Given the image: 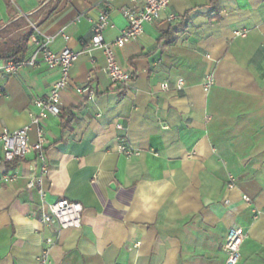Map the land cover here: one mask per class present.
Segmentation results:
<instances>
[{
  "label": "crops",
  "instance_id": "crops-1",
  "mask_svg": "<svg viewBox=\"0 0 264 264\" xmlns=\"http://www.w3.org/2000/svg\"><path fill=\"white\" fill-rule=\"evenodd\" d=\"M133 5L0 0V46L30 28L26 18L9 28L22 14L38 25L53 10L38 25L41 34L54 37L53 51L79 53L71 78L82 86L92 77L97 91L85 101L68 88L62 115L43 121L45 174L34 153L6 161L0 143V264H41L47 247L48 264H226L235 227L246 233L238 264H264V0H171L143 36L116 50L134 78L113 88L104 50L88 48L93 23L108 12L104 38L113 42L128 26L123 9ZM170 14L182 21L171 23ZM32 49L28 41L22 59ZM59 78L58 69L40 65L0 80L7 93L0 133L30 125L34 100ZM37 140L32 126L30 143ZM121 145L139 154L122 153ZM40 176L44 199L38 186L28 188ZM61 199L83 204L81 228L42 222L44 204Z\"/></svg>",
  "mask_w": 264,
  "mask_h": 264
},
{
  "label": "built area",
  "instance_id": "built-area-1",
  "mask_svg": "<svg viewBox=\"0 0 264 264\" xmlns=\"http://www.w3.org/2000/svg\"><path fill=\"white\" fill-rule=\"evenodd\" d=\"M112 1V0H107ZM134 5L130 8L123 9L124 16L128 21V26L121 31L120 36L113 42H107L104 38V32L111 26L110 14L102 12L98 19L93 23V37L88 45L90 47H99L104 50L106 57L105 73L110 79L113 88H125L133 80L134 75L123 68L117 59L116 50L121 49L131 41L137 40L145 33V26L159 19L160 14L167 10L171 0H132ZM23 18L29 21V27L33 30V34L29 39L32 46V53L29 57L21 60L13 58L0 59V80L7 81L15 76L22 68H37L45 65L49 69H58L60 71L59 80L53 85L49 94L44 98L34 100L37 112L31 113L32 122L16 131L4 129L0 133V143L3 146L4 157L8 162L16 160H25L30 154H36L37 158L42 162V175L47 172V160L45 147L48 143L46 132L43 127V121L49 117H60L62 114L61 94L68 88L81 96L85 101H92L97 97V91L91 84L92 77L88 78L85 85L78 86L74 84L70 71L79 58V53L69 47L55 52L50 48L54 41L53 36L42 35L37 23L30 21L29 16L22 14ZM168 20L171 23L179 24L182 21L180 16L170 14ZM248 30H240L236 32L237 36H246ZM66 40L69 36L64 35ZM214 82L213 76L209 75L205 82L208 89ZM185 80H178V89H182ZM164 89H168V84H163ZM7 93L4 89L0 90V98L5 97ZM32 126L37 130V142L30 143V131ZM120 151L127 155H138L139 152L127 145H121ZM15 176L5 177L6 181H13ZM42 177H36L28 184V188L39 187V193L44 199L45 192L41 186ZM234 183H230V187ZM244 200L249 202L250 199L244 196ZM42 212V222L44 224L55 223L59 229H78L82 226V215L84 206L80 202L61 199L58 202L47 204ZM246 239L245 230L241 227H235L228 233L224 244V252L226 254V264H238L240 259V250ZM50 243V242H49ZM49 263L48 247L43 252L41 264Z\"/></svg>",
  "mask_w": 264,
  "mask_h": 264
},
{
  "label": "trees",
  "instance_id": "trees-1",
  "mask_svg": "<svg viewBox=\"0 0 264 264\" xmlns=\"http://www.w3.org/2000/svg\"><path fill=\"white\" fill-rule=\"evenodd\" d=\"M9 6H12L9 4ZM53 10H50L46 13L44 19L42 20L45 21L50 14L52 13ZM24 18H19L17 22L11 24L9 26L10 29L16 30L19 29L20 26H18V21L23 20ZM42 22H39L38 25H40ZM27 32L25 34H20L19 38L14 40L10 39L8 41V44L5 46H0V59H7V58H13L15 60H21L22 57L25 55L27 52V45L28 41L33 34V30L31 28H28L26 30ZM62 115V114H61Z\"/></svg>",
  "mask_w": 264,
  "mask_h": 264
},
{
  "label": "rangeland",
  "instance_id": "rangeland-1",
  "mask_svg": "<svg viewBox=\"0 0 264 264\" xmlns=\"http://www.w3.org/2000/svg\"><path fill=\"white\" fill-rule=\"evenodd\" d=\"M28 24L27 20L23 19V20H20L18 21V26H21V25H26ZM6 34L7 33H10V30H8L7 32H5Z\"/></svg>",
  "mask_w": 264,
  "mask_h": 264
}]
</instances>
